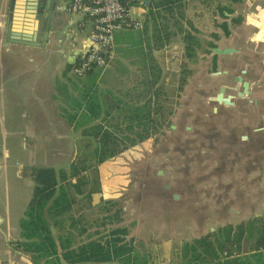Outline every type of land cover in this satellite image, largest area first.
<instances>
[{
    "label": "crops",
    "instance_id": "0c3cea01",
    "mask_svg": "<svg viewBox=\"0 0 264 264\" xmlns=\"http://www.w3.org/2000/svg\"><path fill=\"white\" fill-rule=\"evenodd\" d=\"M152 2L143 13L140 27L113 32V57L96 79L98 94L108 90L109 99L113 101L107 116L109 126L122 124L120 115H128L133 106L142 110L145 107L149 115L148 101L163 89L158 80L162 67L163 70L166 67L165 51L174 44L180 55L176 88L180 97L182 88H188L190 101L179 117L183 119V128L195 131V137L198 136L199 140L193 141L200 143H191L190 153L181 152L179 166L173 165V175L182 171L194 173L188 181L191 192H185L182 197L178 187L183 184V175L180 173V177L175 178L170 191L171 198L176 201L175 208H171L173 213L180 218V195V201L187 203L185 210L204 212L200 218H194L197 212L190 215L196 226L213 219L219 224L217 226L234 225L257 215L264 216V0H222L233 9L223 18L228 28L226 35L216 24L208 23L207 16L203 19L205 25L199 24L195 15H184L192 25H187L185 17L178 18L181 28L194 35L208 37L211 31L216 32L218 37L212 40L215 44L212 47L234 49L216 53L211 47L209 55L202 53L205 58L200 60L197 54L196 57L185 56L181 38L184 31L171 25L167 38L160 35L155 41L149 14L154 8ZM241 4L243 11L239 10ZM238 15V21L231 18ZM40 19L25 14V0H0V264H40L15 244L19 239L17 220L32 188L26 167L53 165L50 163L54 161L55 146L68 145L71 139L75 146L79 140L72 124L63 116L70 106L64 101L65 95L57 92L56 83H65L67 91L77 96L69 86L76 76L67 64L74 62L70 60L71 50H78L81 43L87 42L86 24L66 11L64 0H56L44 43L34 45L5 40L3 27L7 20L13 31L35 32V39L39 40ZM132 30H137L134 40L130 38ZM64 32L73 36V46L63 44ZM154 51L157 53L153 54ZM194 68L199 70L194 73ZM235 76L247 81L249 94H235L241 87V83L234 80ZM220 85L224 87L222 97L231 95L229 103L209 98ZM110 115L113 118L110 119ZM115 155L98 164L99 182L101 167ZM71 158L67 155L65 164L59 166H66ZM175 163H178L176 156ZM167 170L160 175L167 179L168 183L162 186L165 190L171 186ZM200 178L206 179V185L199 181ZM217 179L224 180L223 193L227 195L223 200L227 203L222 204V208L216 205L220 200L213 201L209 196L218 192ZM202 186L206 189L205 206L194 208L196 203L202 202L198 197ZM99 197L98 193L92 194V202L96 203ZM160 200L165 205L159 211L169 212L170 204L163 197ZM215 228L210 226L204 232Z\"/></svg>",
    "mask_w": 264,
    "mask_h": 264
},
{
    "label": "trees",
    "instance_id": "16d2710c",
    "mask_svg": "<svg viewBox=\"0 0 264 264\" xmlns=\"http://www.w3.org/2000/svg\"><path fill=\"white\" fill-rule=\"evenodd\" d=\"M152 1L154 8L149 14L155 41L160 35L166 39L171 25L180 32L184 31L181 38L185 56L196 57V51L205 54L215 45L212 40L218 37L216 32L211 31L208 37L197 36L181 28L178 18L185 17V0ZM196 2L209 9V22L216 24L226 35L228 28L223 18L233 10L229 3L222 0ZM202 14L193 12L192 16H197V22L205 25L199 19ZM231 18L238 21L240 16ZM184 20L187 25H192L189 18ZM74 64H67V68ZM100 69V66L90 63L80 76L70 80L69 86L77 96L67 91L65 83H56L57 92L65 95L64 101L70 106L63 116L72 124L79 139L68 164L26 167L32 188L17 220L19 239L15 244L36 263L149 264L142 242L128 237L132 223L114 225V221L121 220L119 207L112 209L115 201L99 197L96 203L92 202V194L100 190L98 164L136 140L124 134L125 130L133 131L137 139L144 138L139 126L145 124L148 116L145 107L142 110L133 106L128 115H120L124 126L120 123L109 126L107 116L113 101L109 99L108 90L98 94L96 79ZM100 225H104V232L98 228ZM222 250L227 253H220ZM232 250L239 253H231ZM176 253L179 256L177 264H264V216L257 215L234 225L217 226L189 241H182Z\"/></svg>",
    "mask_w": 264,
    "mask_h": 264
},
{
    "label": "rangeland",
    "instance_id": "374dc122",
    "mask_svg": "<svg viewBox=\"0 0 264 264\" xmlns=\"http://www.w3.org/2000/svg\"><path fill=\"white\" fill-rule=\"evenodd\" d=\"M239 6V10L243 11L242 4ZM183 11L187 16L192 15L193 12H202L201 16L203 17L200 18L201 16H199V19L202 20L209 15V9L203 6L201 2H196V0H185ZM136 12L137 10L133 9L132 13ZM197 26L200 27L201 25L197 24ZM136 31L132 30V33H130V38H133V40L135 39ZM63 38V44L68 45L70 41L66 32L63 33ZM196 52L198 60L205 58V56L201 55V52ZM154 53L157 52L154 51ZM207 54L209 55V52ZM179 58L178 47L174 46V44L166 49V67L165 70H163V67L162 71L160 69L161 75L160 80H158L159 83L161 81L159 86L162 85L163 89L158 90L159 93L157 92L156 95L152 96L150 102L148 101L150 111L147 116L148 120L144 125L141 124L139 126L142 129L140 132L145 137L137 139V135L133 131L125 130L124 134L127 133L128 136L136 140L129 143L127 147L101 167V190H99L98 195L102 198L113 199L115 204L112 206V209L119 207L120 210L118 211L121 220L114 221V225L121 223L129 225V222L132 223L128 237H133L134 241L142 242L148 255L149 264H177L179 256L176 252L179 250L182 241H189L191 237L204 232L208 227L215 228L219 225L216 219L211 220L209 223L207 222V224L194 225L195 220H192L190 215L193 212H197L198 214L194 218H200L204 212L197 209L195 211L185 210L184 204L187 203L180 201L185 192H187L186 194H190L191 192V183L189 184L188 181L194 173L190 171L180 172L183 175V184L178 187L179 193H181L178 204L182 203L180 218L171 209L175 208L176 201L171 198L170 191L172 190L175 178L180 177V173L173 175V165L179 166V154L181 152L190 153L191 143H200L195 142L199 140L198 136H196L197 138L195 137V131L189 132L183 128V124L181 123L183 119L179 117L181 111L190 105L189 89L181 87L180 94L182 95L180 97L179 91L176 88V78L180 72V66L178 65ZM107 66L102 67L99 73ZM192 70L195 73L199 68ZM121 125L124 126L125 123ZM169 125H173V127L171 128ZM142 127H145L146 130H143ZM124 141L126 142L127 138ZM72 142L71 139V143L68 145L55 146L54 161L50 164L55 166L65 164L67 155L72 156L74 154ZM185 145L187 146L184 147ZM58 151L61 153L59 154ZM175 156L178 157V163H175ZM165 170L168 171V180L171 183L168 190L162 187L164 183H168L167 179L164 176H160L161 174L164 175L162 172ZM194 180L195 178L192 179V181ZM199 181L206 185V179L200 178ZM215 182L219 184L216 186L218 192L209 196L214 198L213 201L220 200L216 205H221L220 208H222V204L227 203L223 201L227 199V195L223 193L225 189L224 180L217 179ZM202 187V191L198 193L199 200L202 202L196 203L193 206L194 208L205 206L206 189L204 186ZM159 196L160 199L163 197L170 204L169 212L166 209L165 211H159L160 207L165 205L162 204ZM209 212L211 213V211ZM97 215L100 216L99 213ZM98 228H100L101 232H104V225H100ZM125 240L128 241L126 236ZM223 251L220 253H223ZM232 251L239 253L235 250ZM90 264L104 263L94 262Z\"/></svg>",
    "mask_w": 264,
    "mask_h": 264
},
{
    "label": "built area",
    "instance_id": "2783aa9c",
    "mask_svg": "<svg viewBox=\"0 0 264 264\" xmlns=\"http://www.w3.org/2000/svg\"><path fill=\"white\" fill-rule=\"evenodd\" d=\"M64 1L66 11L83 19L86 24L87 42L81 43L75 55V64L70 68L75 76H80L90 63L101 68L107 66L113 57V32L123 28L140 27L143 13L152 2V0ZM133 9L137 12L132 13ZM67 37L70 45L73 46V36L68 33ZM84 49L85 53L82 54L81 51ZM225 253L227 252L224 250L223 254Z\"/></svg>",
    "mask_w": 264,
    "mask_h": 264
},
{
    "label": "water",
    "instance_id": "95a60500",
    "mask_svg": "<svg viewBox=\"0 0 264 264\" xmlns=\"http://www.w3.org/2000/svg\"><path fill=\"white\" fill-rule=\"evenodd\" d=\"M56 0H25V14L27 16L34 15L35 18H40L39 22V28L41 30V34L38 37L39 40H36L37 37L35 32L29 33L28 30H21V32L13 31L10 28L9 21L7 20L6 24L3 27L4 32V38L7 41H14L17 43H27V44H34V45H41L46 41L47 33L49 29V24L51 20V13L53 7H55ZM30 20V19H28ZM42 22V23H41ZM39 32V31H38ZM39 35V34H38ZM60 41V38L58 39ZM234 49L229 46H224L222 48L219 47H212V51L216 53H227L231 52ZM78 53V50L76 48H73L70 52V60L71 62L74 61L75 55ZM82 54L85 53V49L81 51ZM69 60V61H70ZM243 70V69H242ZM234 80L239 81L241 83V87L238 91H236V95L243 96L249 94L248 90V83L245 80H241L240 76H235ZM224 87L220 85L218 87V91L214 95H210V99H214L217 101H222L224 103H229V98L231 95H223L221 96V93L223 92ZM174 197H176V194H173Z\"/></svg>",
    "mask_w": 264,
    "mask_h": 264
}]
</instances>
